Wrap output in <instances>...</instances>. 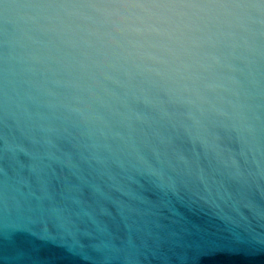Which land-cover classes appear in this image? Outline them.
Returning <instances> with one entry per match:
<instances>
[{"label": "water", "instance_id": "obj_1", "mask_svg": "<svg viewBox=\"0 0 264 264\" xmlns=\"http://www.w3.org/2000/svg\"><path fill=\"white\" fill-rule=\"evenodd\" d=\"M0 264H264V0H0Z\"/></svg>", "mask_w": 264, "mask_h": 264}]
</instances>
